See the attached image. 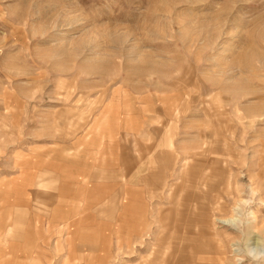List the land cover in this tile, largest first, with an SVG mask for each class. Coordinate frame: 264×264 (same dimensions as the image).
I'll use <instances>...</instances> for the list:
<instances>
[{
	"label": "rangeland",
	"instance_id": "obj_1",
	"mask_svg": "<svg viewBox=\"0 0 264 264\" xmlns=\"http://www.w3.org/2000/svg\"><path fill=\"white\" fill-rule=\"evenodd\" d=\"M207 149L258 192L212 227L233 264L264 243V0H0V264H150L179 204L199 222Z\"/></svg>",
	"mask_w": 264,
	"mask_h": 264
},
{
	"label": "bare ground",
	"instance_id": "obj_2",
	"mask_svg": "<svg viewBox=\"0 0 264 264\" xmlns=\"http://www.w3.org/2000/svg\"><path fill=\"white\" fill-rule=\"evenodd\" d=\"M202 141L201 143L208 147L209 141L208 140H205V141L202 140ZM223 141L228 145V147H230L231 141L229 140H223ZM217 142H220V141H217ZM193 149H195V147ZM188 150L190 151L189 148ZM211 154H214V156L212 157ZM219 154H220L219 150H213V152H211L209 151V149H207V151H203V153L200 154L199 159H198V163L200 165L199 171L201 172V174L198 175V181H199V184L204 187V189L207 188L206 192L204 191L202 192L200 190L202 194L198 198V204H200V206H198V209L202 210L198 214L201 216L198 219L199 222L197 221L199 225L198 223L195 222L194 218L190 217L189 215L190 211H188L189 205L187 204V199H186L185 203L179 204L180 208L176 209L177 215L175 218V223H176L175 226H179V228H177L176 231H173L172 233L169 231L166 232V230L163 231L162 238H161L162 245L157 246V247H160L159 248L160 252L156 253L157 251L155 250L154 252L155 258L153 261H151L150 264H170L172 261H174V259H176L175 256L177 254L181 255V252H184V254H186V258L188 259L190 257L194 258L191 264H202L204 261L202 260L203 257H201V254H198V252L193 249H191L189 252L187 251L188 247L192 244V241H193L192 236H195L196 238L200 240L203 237L206 238L204 233L200 231L201 228H205L204 232H207V230L209 231V229H211V231H209L208 233L209 234L211 233L212 236L210 235L209 238L207 239V242L210 243V247H208L209 244H207L206 248H208V250L213 249L215 251L216 253L215 261L218 264L219 263L221 264L224 262V258L226 255L225 245L219 238H217V235L212 229V227L216 224V220H217V218L215 217L213 218V216L215 215V211L219 213H223L227 210L228 204L225 201V196L233 198V200L236 201V195L237 197H240L241 193L238 187H236L234 191L232 189V183H231L232 181L231 171L232 170H230L229 166L233 162H230L231 160H229V163H226L225 165L226 167L228 166V168L224 170L222 168L221 161L216 157ZM205 156L207 158H205ZM231 156L235 157V155L234 156L231 155ZM235 161L236 160H234V162ZM205 162L206 164H204ZM191 169H194V167H192ZM191 169L189 168V170L186 171V174L194 172V171H191ZM191 176H192V173H191ZM223 188L227 189L226 192H224ZM192 227H195V228L197 227V231L194 233V235L192 234L193 233ZM252 227H255V226H252ZM164 245H166V247ZM214 245L215 247H213ZM162 250H164L165 252H163ZM175 252H177V254Z\"/></svg>",
	"mask_w": 264,
	"mask_h": 264
},
{
	"label": "clouds",
	"instance_id": "obj_3",
	"mask_svg": "<svg viewBox=\"0 0 264 264\" xmlns=\"http://www.w3.org/2000/svg\"><path fill=\"white\" fill-rule=\"evenodd\" d=\"M247 191V195L242 194L241 198L234 202L229 215L217 218V225L242 233L245 224L255 216L252 210L254 200L251 197L258 195L251 185ZM232 257L233 264H264V243L258 240L256 245H251L249 241L245 243L243 240H237L232 245Z\"/></svg>",
	"mask_w": 264,
	"mask_h": 264
},
{
	"label": "crops",
	"instance_id": "obj_4",
	"mask_svg": "<svg viewBox=\"0 0 264 264\" xmlns=\"http://www.w3.org/2000/svg\"><path fill=\"white\" fill-rule=\"evenodd\" d=\"M177 142V139L176 138H171V140L167 143V144H170V145H172L173 147H175V143ZM169 159H171V157L169 158ZM161 172V171H160ZM152 176V175H151ZM152 184H153V186H154V189H158L159 188V186H160V178H159V176H157V177H152ZM141 181H142V179H141ZM151 184V185H152ZM139 205V204H138ZM111 208H115V204L113 203V202H111ZM105 209H107V206H105ZM67 216H69V214H67ZM55 218H53L52 219V221L54 220ZM34 229H35V231L37 232L38 230H39V225H38V223L36 222L35 224H34ZM60 233V232H59ZM70 234V233H69ZM58 244H60V243H58ZM58 244L56 243L55 244V249H58L59 247H58ZM42 245H48V244H44V241L42 242Z\"/></svg>",
	"mask_w": 264,
	"mask_h": 264
}]
</instances>
